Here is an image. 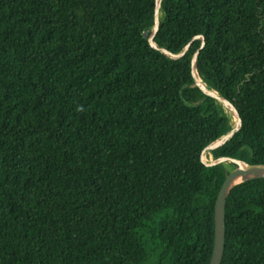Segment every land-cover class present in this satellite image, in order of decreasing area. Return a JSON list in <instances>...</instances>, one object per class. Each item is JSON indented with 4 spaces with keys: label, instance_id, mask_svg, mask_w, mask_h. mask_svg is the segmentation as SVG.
<instances>
[{
    "label": "trees",
    "instance_id": "1",
    "mask_svg": "<svg viewBox=\"0 0 264 264\" xmlns=\"http://www.w3.org/2000/svg\"><path fill=\"white\" fill-rule=\"evenodd\" d=\"M155 0H0V264H209L232 117L150 47ZM155 43L264 165V0H162ZM221 264H264V179L225 205Z\"/></svg>",
    "mask_w": 264,
    "mask_h": 264
},
{
    "label": "water",
    "instance_id": "2",
    "mask_svg": "<svg viewBox=\"0 0 264 264\" xmlns=\"http://www.w3.org/2000/svg\"><path fill=\"white\" fill-rule=\"evenodd\" d=\"M161 3L162 0H155L153 27L151 31L144 32L143 37L147 39L151 48L176 61L181 59L188 52L191 44L195 40H201L202 44L200 48L196 50L191 59V73L194 79L195 86L198 87L204 95L216 100L223 107V109L230 114L234 122L233 128L227 134L223 135L222 137L208 145L201 153V161L205 166L213 167L222 164H232L234 167L223 181L217 194L214 207V241L209 264H221L225 245V205L229 193L235 186L240 183L251 180L264 179V165H250L242 160L227 157L212 159L209 162L206 161V156L208 154L224 146L234 137L236 133L240 131L242 121L238 114V111L233 106V104L224 97L220 96L216 91L209 89L197 74L198 56L205 46L204 37L199 36L193 38L178 54H172L171 52L159 47L155 43V37L160 26L159 18ZM239 180H241V182H238Z\"/></svg>",
    "mask_w": 264,
    "mask_h": 264
},
{
    "label": "rangeland",
    "instance_id": "3",
    "mask_svg": "<svg viewBox=\"0 0 264 264\" xmlns=\"http://www.w3.org/2000/svg\"><path fill=\"white\" fill-rule=\"evenodd\" d=\"M212 160V158H211V156H209L208 158H207V162H209V161H211Z\"/></svg>",
    "mask_w": 264,
    "mask_h": 264
},
{
    "label": "bare ground",
    "instance_id": "4",
    "mask_svg": "<svg viewBox=\"0 0 264 264\" xmlns=\"http://www.w3.org/2000/svg\"><path fill=\"white\" fill-rule=\"evenodd\" d=\"M207 158H208V157L206 156V161H207ZM238 182H241V180H239Z\"/></svg>",
    "mask_w": 264,
    "mask_h": 264
}]
</instances>
